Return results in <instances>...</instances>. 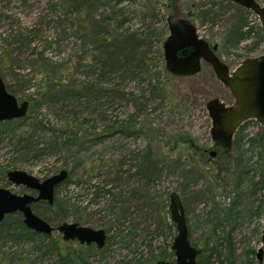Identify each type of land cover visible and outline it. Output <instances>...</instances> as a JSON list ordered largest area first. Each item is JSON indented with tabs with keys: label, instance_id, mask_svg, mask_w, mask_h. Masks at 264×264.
I'll use <instances>...</instances> for the list:
<instances>
[{
	"label": "rangeland",
	"instance_id": "1",
	"mask_svg": "<svg viewBox=\"0 0 264 264\" xmlns=\"http://www.w3.org/2000/svg\"><path fill=\"white\" fill-rule=\"evenodd\" d=\"M249 2L264 9V0H0V74L8 91L29 102L26 116L0 122V186L34 194L6 173L19 169L42 180L65 169L53 204L37 203L50 224L141 233L137 246L118 243L93 264H122L132 250L166 247L172 236L161 226L172 222L171 191L181 196L195 239L203 215L230 188L232 162L214 146L212 130L225 129L218 103L227 109L236 99L208 60L190 73L168 67L163 42L177 39L172 26L182 21L217 45V59L231 72L264 54V28ZM261 127L250 122L247 131ZM183 135L198 148L181 142ZM210 150L218 153L208 161ZM263 219L257 233L255 222L235 233L236 253L244 238L255 250L261 245ZM36 241L2 249L11 264L53 263L51 254L40 258Z\"/></svg>",
	"mask_w": 264,
	"mask_h": 264
},
{
	"label": "trees",
	"instance_id": "2",
	"mask_svg": "<svg viewBox=\"0 0 264 264\" xmlns=\"http://www.w3.org/2000/svg\"><path fill=\"white\" fill-rule=\"evenodd\" d=\"M203 14L207 15L208 10L203 11ZM241 36L238 33L237 37L241 38ZM250 122L259 124L254 120H247L234 131L230 138L218 139L214 144L226 151L228 153L226 156L232 162L231 166L227 167L226 178L230 188L224 194L223 200L214 202L203 215L199 224L204 231L195 239H192V229L187 224L189 240L200 250L196 260L197 264H257L256 250L250 245L249 240L244 238L246 247L241 254L236 253L234 244V235L240 228L255 222L256 225L252 233H257L259 220L264 217V197L262 196L264 190V127L258 129L253 135H249L247 126ZM181 142L198 148L197 145H194L191 137L187 135L182 136ZM31 207L39 216L43 217L37 210V202L32 203ZM186 210L185 208V213ZM163 225L161 233L170 232L172 236L166 247L157 251L149 247L146 255L132 250L134 254L128 259L124 257L122 264H155L160 259L171 260L174 255L170 245L175 234V225L172 222L170 224L163 223ZM144 233L148 235L150 231ZM139 235L141 233L135 229L107 234L103 248L96 249L94 247L93 250L86 249L83 252L70 247L66 249L65 243L61 242L59 237L39 234L27 228L20 212L10 213L5 215L0 222V263L11 264L13 262L9 251L2 249L7 243L21 244L41 238L49 239V241L45 244L44 242L39 243L40 241L37 240V250L42 256L40 258L50 254L54 257V262L50 264H93L90 261L91 257L99 255V260H105L107 256L111 255L113 246L118 243L122 244L121 248L126 249L129 247L131 249V244L137 246L139 243L136 241V237ZM145 235L142 236V239H145ZM147 245L151 246L150 243Z\"/></svg>",
	"mask_w": 264,
	"mask_h": 264
},
{
	"label": "water",
	"instance_id": "3",
	"mask_svg": "<svg viewBox=\"0 0 264 264\" xmlns=\"http://www.w3.org/2000/svg\"><path fill=\"white\" fill-rule=\"evenodd\" d=\"M246 4L258 15L264 28V9L251 2ZM197 41V43L188 42V44L199 47L200 41ZM203 50L205 49L203 48ZM209 61L236 99V103L227 109L218 103L219 113L222 115H219V121H217L225 129L214 128L213 135L221 131L225 138H230L235 129L246 120H255L264 126V54L243 60L231 72H228L225 66L214 58L210 57ZM28 109L29 102L27 100L19 101L13 93L8 91L0 74V122L23 118ZM215 152L211 150L210 157H214ZM6 175L11 183L23 185L35 193L18 194L0 186V222L5 215L20 212L24 225L39 234L50 236L54 231H57L64 240L77 239L81 244L95 243L98 247L105 244L107 233L103 228H93L77 222H61L53 226L32 209L31 204L39 200H45L49 205L53 204L55 187L68 175L65 169L42 180L19 169L9 170ZM168 209L176 231L170 245L174 256L171 260L160 259L156 264H197L196 260L200 250L189 240L184 204L176 191L169 193ZM263 245L264 219L261 245L255 251V259L258 264H264Z\"/></svg>",
	"mask_w": 264,
	"mask_h": 264
},
{
	"label": "flooded vegetation",
	"instance_id": "4",
	"mask_svg": "<svg viewBox=\"0 0 264 264\" xmlns=\"http://www.w3.org/2000/svg\"><path fill=\"white\" fill-rule=\"evenodd\" d=\"M234 1L244 4L247 0H234ZM180 23H182L181 26L176 25V24H174V25L172 24L173 25L172 27H174L173 33L175 35L176 34L178 35L177 39H175V40L172 39V34H171V35H168V37L163 42V49L165 51L164 58H165L166 65L168 67H170L171 69H173V70H177L179 73L180 72L181 73H183V72L184 73H190L193 70H195V69L197 70L198 69V65H199V62H200L199 60L200 59L209 61V58L212 57L216 61L219 62V60L217 59V57L215 55V51L218 48L217 45L210 46V44H209V42L207 40L201 39L202 37H197L196 34H195V31L191 32V30H189V28L187 27V25L185 23H183L182 21ZM197 40L200 41V43H199L200 46L199 47L197 45L188 44V42H196L197 43L198 42ZM203 48L206 51L203 50ZM209 63L211 64L210 61H209ZM211 66H212V64H211ZM210 107L212 109L213 105H211ZM216 108H215L214 111H216ZM221 138L224 139V140L227 139V138H225L224 136H221V135L220 136H217V134L213 135L214 144H215V142L218 139H221ZM210 151L207 152L209 154V156H210ZM205 153L206 152L203 151L201 153V156H204ZM215 153H216L215 154V156H216L217 153H218V150H216ZM214 157H211V159H208V161L212 160ZM38 202H45V200H39V201H37V203ZM53 226H56V225H53ZM60 241L66 243L65 244V248L66 249H68L70 247L71 249L80 250V251H83V252L86 251V249L93 250L94 247L96 249H101V248H103L105 246V244H104L102 247H98V246H96L95 243L81 244L77 239L64 240V239H62V237L60 238ZM72 243H74V245H72ZM91 259H92V257L90 258V260Z\"/></svg>",
	"mask_w": 264,
	"mask_h": 264
}]
</instances>
